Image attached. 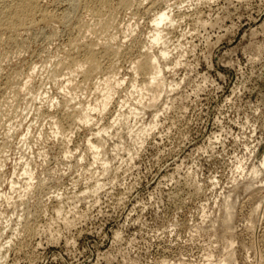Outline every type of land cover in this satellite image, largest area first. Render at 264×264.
I'll return each mask as SVG.
<instances>
[{
    "label": "rangeland",
    "instance_id": "obj_1",
    "mask_svg": "<svg viewBox=\"0 0 264 264\" xmlns=\"http://www.w3.org/2000/svg\"><path fill=\"white\" fill-rule=\"evenodd\" d=\"M70 1L43 0L59 15L72 12L71 24L28 28L13 42L0 36V146L7 143L0 264H227L230 254L231 264H264V189H258L264 171H256L264 160V0H156L149 12L120 11L117 35L111 30L96 45L103 73L113 69L116 79L102 82L105 75L97 74L84 91L71 88L83 80L81 72L58 68L73 39L90 43L98 31L92 14L75 11ZM166 9L173 21L153 41V17ZM80 18L90 28L79 29ZM110 40L114 58L103 55ZM165 46L160 78L170 85L150 107L146 76L136 77L134 61ZM54 68L56 85L49 80ZM65 95L76 97L71 106L90 105L92 122L72 126L73 108L60 104ZM101 136L104 149H91ZM246 182L256 192H246ZM229 200L236 214L232 235L223 239L218 226Z\"/></svg>",
    "mask_w": 264,
    "mask_h": 264
},
{
    "label": "bare ground",
    "instance_id": "obj_2",
    "mask_svg": "<svg viewBox=\"0 0 264 264\" xmlns=\"http://www.w3.org/2000/svg\"><path fill=\"white\" fill-rule=\"evenodd\" d=\"M53 3H64V2H67L68 1V3H69V1L70 0H51ZM157 1H159V0H157ZM168 1V0H167ZM199 1V0H198ZM50 2V1H49ZM71 2V5H72V7H74L75 8V11H76V8H77V10H78V8H83V9H86L87 11H89L91 14H92V17H93V19H94V24L93 23H91L92 25H94V28H93V26L91 27V28H93V29H95L96 28V30L98 31L97 33L98 34H96V36H92L93 37V39H95L94 41H91L92 40V37L89 39L90 40V43H86V42H84L83 40L86 38L85 36H87V35H85V34H83V37H85L84 39L83 38H81V37H76V35H75V39H73L72 40V42H71V46L69 45L68 47H71L70 49H66L65 51L67 52V55H63V56H66L65 57V59L62 61V64H61V68H58V69H61V71L62 70H64V69H62V66H63V68L65 67L66 69H68V71H69V75H71V74H73L74 72H81V74H83V77H82V81L81 80H79L80 81V83L78 84V85H76V83L74 84L73 82V84L75 85V87H73L72 86V84L70 83V81H68L69 83H70V85L72 86H70L71 88H72V90H73V88H75V91H76V89H78L79 87H80V90L82 91V89H83V86H87L88 84H90V82L91 81H94L95 79H93L94 78V76L95 75H99L100 74V76L102 75L101 73H103V71H104V69H103V64H102V62H101V60H100V58L102 57V54H101V57H100V50L99 49H96V45L97 44H99L97 41L99 40L98 38L102 35V36H104L105 34H109V33H112L113 32V29L115 30V29H118V26H119V24H118V22H117V17H119V16H117L118 15V13L120 12V11H122V10H125V9H127V8H131V7H135L136 6V9L137 8H144L145 10L147 9V11L148 10H150V9H152V7L155 5V4H157L158 2H156V0H71L70 1ZM156 2V3H155ZM200 2V1H199ZM168 3V2H167ZM182 4V3H181ZM65 5V4H64ZM156 6V5H155ZM177 6V5H176ZM64 7V6H63ZM67 7H69V6H67ZM71 7V8H72ZM170 7V6H169ZM65 9H66V7H64ZM63 8V9H64ZM70 8V7H69ZM167 8V7H166ZM82 9V10H83ZM54 10H57L56 9V7H55V9H50L48 6H46L45 4H44V2H43V0H0V36L3 34H9L8 35V37H9V39H10V41H15V38H16V35H14V34H17V33H20V32H22L23 33V31L24 30H26V29H28V28H33V27H37V26H44V25H52V26H55L57 23H62V22H65V21H67V22H69V23H65V25H68V24H71V14L70 13H72V12H67L66 10H64L65 12H66V14L64 13V12H62V14H57V13H55L54 12ZM67 10H69V9H67ZM131 10V9H130ZM134 10V9H133ZM139 10V9H138ZM142 10V9H141ZM144 10V12L146 13V11ZM61 11V10H60ZM63 11V10H62ZM74 11V10H73ZM159 11V10H158ZM59 12V11H58ZM78 12V11H77ZM149 12V11H148ZM170 12H171V10H170ZM76 12H74V14H75ZM135 13V12H134ZM133 13V14H134ZM136 13H137V11H136ZM73 14V15H74ZM77 15V14H76ZM156 16H154L153 17V23H154V29H153V27H152V31H154V33L152 34L153 36H152V39H153V41H156V42H159L162 38H163V35L164 36H166L165 34H163L162 35V32H163V28L162 29H160V26L163 24V23H165V22H167V21H169V22H167V23H171L173 20H172V16L170 15V13L169 12H167V9H166V11H159L158 12V14H155ZM84 16V15H83ZM153 16V15H152ZM88 17V16H87ZM76 18V17H75ZM123 18V17H122ZM73 19V18H72ZM78 19V18H77ZM81 19V18H80ZM79 19V20H80ZM83 19H85V18H83ZM90 19H91V17H90ZM93 19H91V20H93ZM174 19V18H173ZM82 20V19H81ZM80 20V22L78 23V26L77 27H80L79 29H83V28H85V25H87L88 23L87 22H84L83 20V22H84V24H83V22ZM89 20V19H88ZM152 20V19H151ZM122 21H123V19H122ZM132 21V20H131ZM120 23H122V22H120ZM129 23V25H130V22H128ZM136 24V23H135ZM166 24V23H165ZM174 24V23H173ZM172 24V25H173ZM64 25V24H63ZM64 25V26H65ZM75 25H76V23H75ZM122 26V25H121ZM120 26V27H121ZM126 26V25H125ZM46 27V26H45ZM60 27V26H59ZM73 27H74V24H73ZM77 27H76V31H77ZM127 27V26H126ZM126 27H125V29H126ZM137 27V26H136ZM162 27V26H161ZM165 27V26H164ZM62 28V27H61ZM88 28H90V23H89V27ZM43 29V28H42ZM78 29V30H79ZM33 30V29H32ZM36 30H37V28L35 29V31L34 32H36ZM56 31H58L59 29H55ZM111 30H112V32H111ZM122 30V29H121ZM127 30H128V28H127ZM28 31H30V30H28ZM39 31H42V30H39ZM83 30H81V31H79V32H82ZM85 31H86V33H88L87 32V29L86 30H84V33H85ZM90 31V30H89ZM116 31V30H115ZM118 31V30H117ZM123 31V30H122ZM151 31V32H152ZM170 31V30H169ZM55 32V31H54ZM74 32V31H73ZM125 32H127V31H125ZM26 33V32H25ZM33 33V32H32ZM83 33V32H82ZM95 33H96V31H95ZM113 33H115V32H113ZM112 33V34H113ZM117 33L118 32H116L115 34L117 35ZM134 33V32H133ZM132 33V34H133ZM167 33V32H166ZM36 34H38V33H36ZM44 34V33H43ZM42 34V35H43ZM47 33H45V35H46ZM53 34V33H52ZM58 34V33H57ZM78 34H80V33H78ZM93 34V33H92ZM114 34V35H115ZM131 34V35H132ZM168 34V33H167ZM85 35V36H84ZM88 35H91V34H88ZM93 35H95V34H93ZM99 35V36H98ZM110 35V34H109ZM114 35H112V36H114ZM134 35V34H133ZM148 35V34H147ZM169 35V34H168ZM6 36V35H5ZM5 36H4V38H5ZM32 36H35V35H32ZM80 36V35H79ZM108 36V35H107ZM1 37H3V36H1ZM36 37V36H35ZM88 37H90V36H88ZM96 37V38H95ZM111 37V36H110ZM110 37H108L109 39H110ZM119 37V36H118ZM37 38V37H36ZM113 38V37H112ZM115 38H117V36H115ZM114 38V39H115ZM27 39V38H26ZM83 39V40H82ZM88 39V38H87ZM125 39H126V37H125ZM165 39H166V37H165ZM6 40H7V37H6ZM102 40V39H101ZM105 41H106V38L104 39ZM104 40H102V43H103V41ZM148 40V39H147ZM5 41V40H4ZM100 41V40H99ZM107 41H108V39H107ZM112 41H113V39H112ZM150 41V40H149ZM139 42V41H138ZM164 42V41H163ZM3 43V41H1L0 40V45H3L2 44ZM18 42H16V44H17ZM101 43V42H100ZM117 44H118V42H116ZM168 43V42H167ZM5 44H7L6 42H5ZM26 44V43H25ZM28 44V43H27ZM120 44V43H119ZM140 44H142V43H140ZM116 45V44H115ZM121 45V44H120ZM133 45H134V43H133ZM145 45V44H144ZM163 45V44H162ZM18 46V45H17ZM117 46V45H116ZM136 46V45H135ZM11 47H13V46H11ZM98 47V46H97ZM104 56L106 55V56H112L111 54H116L117 52H118V50L114 47V45L111 43V40H110V43L109 42H105L104 43ZM122 47V46H121ZM120 47V48H121ZM145 47V46H144ZM163 47V46H162ZM17 48V47H16ZM21 48H23V47H21ZM27 49H28V47H26ZM66 48V47H65ZM100 48V47H99ZM117 48H118V46H117ZM120 48H119V51H120ZM132 48V47H131ZM142 48V47H141ZM166 48V46L162 49L161 48V50L159 49L158 51H154V52H151V51H148L147 50V53L146 52H144V55H143V57L142 58H140V56H138L139 58L138 59H140V60H138L137 59V61L135 60L134 61V69H133V67H132V69L133 70H135V75H136V77H137V74H143V75H145L146 76V78H145V80H144V84H143V88L145 89V90H147L148 92H149V95H150V100H149V106L150 107H154L156 104H157V102L159 101V99H160V97H162L163 95H162V93H164V91L167 89V87H168V85H170V84H166V82L162 79L163 78V75H161L162 76V78H160V74L162 73L163 74V68H162V65H161V63L167 58L166 57V55H167V50L165 49ZM2 50H3V47L1 48ZM14 49V48H13ZM20 49V48H19ZM25 49V48H24ZM126 49V48H125ZM152 49V48H151ZM155 49H156V47H155ZM6 50V49H5ZM22 50V49H21ZM26 50V49H25ZM70 50V51H69ZM103 50V49H102ZM4 51V50H3ZM37 51V50H36ZM64 51V52H65ZM69 51V52H68ZM124 51V50H123ZM127 51V50H126ZM12 52V51H11ZM10 52V53H11ZM16 52V51H15ZM23 52H24V50H23ZM103 52V51H102ZM14 53V52H13ZM21 53V52H20ZM8 54H9V52H8ZM12 54V53H11ZM15 54V53H14ZM22 54V53H21ZM21 54H20V56H21ZM120 54H122V53H120ZM124 54V53H123ZM143 54V53H142ZM16 55V54H15ZM14 55V56H15ZM117 55V54H116ZM115 55V56H116ZM119 55V54H118ZM1 57H2V55H0ZM7 56V55H6ZM18 56V55H17ZM105 56V57H106ZM115 56H112L113 58L115 57ZM142 56V55H141ZM0 57V58H1ZM13 57V56H12ZM117 57V56H116ZM8 58H9V55H8ZM103 58V57H102ZM113 58H112V60H113ZM136 58V57H135ZM7 59V58H6ZM13 59V58H12ZM62 59V58H61ZM104 59V58H103ZM107 59V58H106ZM104 60V63L106 62V61H108V60ZM1 60V59H0ZM7 60H9V59H7ZM111 60V59H110ZM28 61V60H27ZM168 61V60H167ZM5 62V61H4ZM3 62V63H4ZM11 62V61H10ZM24 62V61H23ZM22 62V63H23ZM113 62V61H112ZM107 63V62H106ZM110 63V62H109ZM116 63V62H115ZM5 64V63H4ZM27 64V63H26ZM111 64V63H110ZM114 64V63H113ZM1 65H2V63H1ZM112 65V64H111ZM115 65H117V64H115ZM8 66V65H7ZM32 66H33V64H32ZM114 66V65H113ZM167 66V65H166ZM165 66V67H166ZM25 67V66H24ZM31 67V66H30ZM35 67V66H34ZM34 67H32V68H34ZM105 67V66H104ZM112 67V66H111ZM109 68V69H112V68H116L115 66L114 67H112V68ZM164 67V66H163ZM9 68V67H8ZM12 68V67H11ZM31 68V73H32V69ZM36 68V67H35ZM57 68V67H56ZM56 68H54V70L56 69ZM7 69V68H6ZM5 69V67H4V70H6ZM22 69V68H21ZM58 69H56L55 70V72L53 73V75H50V78H49V80H50V82L52 83V82H54V84L56 85V83H57V81H58ZM8 70V69H7ZM27 70V69H26ZM53 70V71H54ZM165 70V69H164ZM3 71V70H2ZM20 71V69L18 70V72ZM23 70H21L20 71V73L19 74H21V73H23L24 74V72H22ZM34 71H35V69H34ZM9 72H11L10 70L8 71V73ZM17 72V70H15V73ZM28 72V71H27ZM36 72V71H35ZM62 72H64V71H62ZM13 73H14V71H13ZM60 73V72H59ZM133 73V74H134ZM137 73V74H136ZM7 74V73H6ZM19 74H17L16 73V75H19ZM23 74H21V76L23 75ZM30 74V73H29ZM32 74H34V73H32ZM62 73H60L59 74V76H62L61 75ZM67 73H65V76H67L66 75ZM0 75H1V72H0ZM15 75V74H14ZM15 75V76H16ZM103 75H105V77H103L102 79L103 80H101L102 82H104V81H108V80H111L112 78L113 79H116V75H117V72L115 71V70H109L108 72L105 70V73H103ZM134 75V76H135ZM2 76V75H1ZM12 76V75H11ZM34 76V75H33ZM63 76H64V74H63ZM82 76V75H81ZM133 76V77H134ZM4 78H5V76H3ZM2 77V78H3ZM8 78L9 77H7V80H8ZM98 78H99V76H98ZM101 78V77H100ZM14 79V78H13ZM136 79V78H135ZM134 79V80H135ZM5 80V79H4ZM16 80H17V77H16ZM15 80V81H16ZM21 80V79H20ZM24 80H25V78H24ZM70 80V79H69ZM98 80V79H97ZM166 80V79H165ZM6 81V80H5ZM19 80H17V82H18ZM66 81V80H65ZM136 81V80H135ZM135 81H133V82H135ZM7 82H9V80L8 81H6V84H8ZM21 82V81H20ZM24 82V81H23ZM63 82V81H62ZM82 82V83H81ZM100 82V81H99ZM124 82V81H123ZM132 82V83H133ZM4 83V82H3ZM3 83H2V85H3ZM16 83V82H15ZM25 83H27V82H25ZM24 83V84H25ZM43 83V82H42ZM41 83V84H42ZM64 83V82H63ZM93 83V82H92ZM91 83V84H92ZM168 83V82H167ZM1 84V83H0ZM5 83H4V85H6ZM17 84V83H16ZM23 84V83H22ZM23 84V85H24ZM53 84V85H54ZM67 84V83H66ZM118 84H121V80L120 81H118ZM14 85V84H13ZM28 85H29V83H28ZM34 85V84H33ZM83 85V86H82ZM132 85H134V84H132ZM27 86V85H26ZM30 86H31V84H30ZM40 86H42V87H39L38 85H37V92L36 93H38V94H40V90L43 88V85H40ZM63 86H65L64 84H63ZM91 86V85H90ZM172 86V85H171ZM6 87V86H5ZM5 87H3V88H5ZM15 87H17L16 85H15ZM29 87V86H28ZM67 87V86H66ZM78 87V88H77ZM82 87V88H81ZM170 87V86H169ZM175 87V86H174ZM1 88V87H0ZM14 87L12 86V89H11V87H10V89L11 90H14L13 89ZM21 88H23V87H21ZM62 88V87H61ZM65 88V87H64ZM97 88H99L98 86H97ZM142 88V89H143ZM9 89V88H8ZM16 89H18V87L16 88ZM27 89V88H26ZM30 89H31V87H30ZM63 89V88H62ZM65 89H67V88H65ZM91 89V88H90ZM0 90H2V89H0ZM10 90V91H11ZM20 91H22L21 89H19ZM25 90V89H24ZM47 90V89H46ZM85 90H86V88H85ZM98 90V89H97ZM9 91V90H8ZM83 91H84V89H83ZM90 91V90H89ZM4 91H2V93H3ZM13 92V91H12ZM32 92V91H31ZM6 94H8L7 93V90H6V92H5ZM10 94H12L11 92H9ZM41 93H43V92H41ZM167 92H165V94H166ZM15 94V93H14ZM18 95L19 94H21V93H17ZM16 94V95H17ZM41 95V94H40ZM73 95V94H72ZM162 95V96H161ZM20 96V95H19ZM4 97H6V96H4ZM3 97V98H4ZM18 97V96H17ZM70 97V98H69ZM64 96L62 99H63V101H62V99H61V105H63L65 108H66V110H67V108L68 107H71V108H73V109H68L69 111V113H68V118H69V120L71 121V125L73 126V125H78V124H80L81 126L82 125H88L90 122H92V116H91V111H89V109L90 108H88L87 109V107L88 106H90V105H87V107H84L82 104V106H78V107H76V106H71L70 104H74L75 105V103H71V101H73L74 100V98L73 97H75V96ZM71 97L73 98L72 100H71ZM76 98V97H75ZM109 98H111V95L110 94H108V96H106V99L104 98V101H106V102H104V105L103 106H106L107 105V102H108V100H110ZM11 100V99H10ZM18 102H19V100H18ZM160 102V101H159ZM4 103V102H3ZM9 103V102H8ZM63 103V104H62ZM161 103V102H160ZM5 104V103H4ZM54 104V103H53ZM103 104V103H102ZM2 104H0V107H2L1 106ZM5 106H6V104H5ZM148 107V106H147ZM155 107H157V106H155ZM106 108V107H105ZM104 108V109H105ZM97 109V108H96ZM2 110V108L0 109V111ZM60 111V110H59ZM64 111L65 110H63V112L62 111H60L61 113H63L64 114ZM97 111V110H96ZM66 112V111H65ZM4 113V112H3ZM3 113H1L0 112V115H2ZM60 114V113H59ZM66 114V113H65ZM5 115V114H4ZM62 115V114H61ZM60 115V116H61ZM3 116V115H2ZM62 116H64V115H62ZM1 117V116H0ZM4 117V116H3ZM56 117H58V116H56ZM2 118V117H1ZM66 118V117H65ZM68 118H66V119H64V118H60L59 117V119H63L64 121L65 120H67ZM57 119V118H56ZM63 120H62V124H63V127H64V123H63ZM68 120V121H69ZM5 121V120H4ZM57 121V120H56ZM67 121V122H68ZM5 123V122H4ZM54 124L56 125H58L57 127L60 129V131H57L59 134L61 133H64V131L62 132L61 130H63V129H65V128H63L62 127V125H61V123H60V120H59V123L58 122H54ZM68 124V125H67ZM66 125L67 126H70V127H68V129L70 128L71 129V125H69V122L67 123ZM0 125H1V123H0ZM3 121H2V129H3ZM57 127H55V128H57ZM57 128V129H58ZM63 128V129H62ZM67 128V127H66ZM76 128V127H75ZM58 129V130H59ZM77 129H79V127L77 128ZM70 131V130H69ZM72 131V130H71ZM98 132V131H97ZM99 132H102V130H100ZM98 132V133H99ZM26 134V133H25ZM57 134V133H56ZM66 134V133H65ZM68 134V133H67ZM58 135V134H57ZM101 135H102V133H101ZM26 136V135H25ZM24 136V137H25ZM94 136V135H93ZM98 136V135H97ZM100 136V135H99ZM27 137V136H26ZM25 137V139H27ZM64 137V136H63ZM95 137V136H94ZM102 137V136H101ZM64 138H66V135H65V137ZM68 138V137H67ZM96 138V137H95ZM97 142H96V144H94V142L92 143L93 144V146L91 147V149L93 148V149H96V150H99L100 148L102 149H104V145H105V143H104V139H103V137L102 138H98L97 137ZM9 140V139H8ZM8 140H6L7 142H8ZM23 141H24V139H23ZM25 141H27V140H25ZM24 141V142H25ZM88 141H90V139L88 140ZM106 141V140H105ZM10 142H11V140H10ZM92 142V141H91ZM0 143H2V142H0ZM4 143H6L5 141H3V145L1 144V146H0V162H1V159H4V158H1V153L3 152V151H5L6 149H5V147L7 148V143L6 144H4ZM8 144H9V142H8ZM90 144V143H89ZM11 145V144H10ZM10 145H9V147H10ZM106 147V146H105ZM8 150V149H7ZM68 151H69V149H68ZM95 151V150H94ZM7 152V151H6ZM96 152V151H95ZM8 154V153H7ZM6 154V155H7ZM20 154V153H19ZM99 154V153H98ZM5 162V161H4ZM3 162V163H4ZM3 163H2V165H3ZM1 164V163H0ZM27 165V164H26ZM29 165V164H28ZM0 167H1V165H0ZM28 168V167H27ZM30 168V167H29ZM3 169V168H2ZM31 169V168H30ZM27 170V169H26ZM0 171H1V169H0ZM257 172H263L264 171V160H263V162L261 163V169L260 170H256ZM256 171H255V176L254 177H256L257 175H259L260 176V174L261 173H256ZM31 172V171H30ZM25 173H26V171H25ZM3 174V173H2ZM27 174V173H26ZM29 174V173H28ZM33 174V173H32ZM23 175V174H22ZM264 175V174H263ZM5 176V175H4ZM30 176V175H29ZM33 175H31L30 176V178L32 177ZM11 177H13V176H11ZM34 177V176H33ZM2 178H3V176L1 175V172H0V183H1V181H3L2 180ZM29 178V177H28ZM261 178V177H260ZM13 179V178H12ZM31 180V179H30ZM247 180V179H246ZM251 180H252V178H251ZM254 180V179H253ZM256 180V179H255ZM258 180H259V178H258ZM261 180H262V182H264V178H261ZM260 180V181H261ZM5 181V180H4ZM32 181V180H31ZM11 182V181H10ZM39 182H41V181H39ZM252 182V181H251ZM28 183V182H27ZM246 183H250V182H246ZM2 184V183H1ZM12 184H13V181H12ZM253 184V183H252ZM258 184H260V183H258ZM31 185L33 186V183H31ZM246 185V186H245ZM31 186V187H32ZM253 186H255V187H257L256 185H251V183L250 184H245L244 183V187L246 188L245 189V191L246 192H248V191H250V190H253L254 192H256L255 190H254V188H253ZM264 186V185H263ZM28 187V186H27ZM243 187V188H244ZM253 188V189H252ZM28 189H29V187H28ZM258 189L259 190H263L264 188L260 185L259 187H258ZM249 192V196H250V194H252V196H254L255 194H254V192ZM258 191V190H257ZM264 191V190H263ZM245 192V193H246ZM252 196H250L251 198H252ZM264 196V195H263ZM250 197H249V199H250ZM233 198V197H232ZM255 198V197H254ZM253 198V199H254ZM260 198H262V197H260ZM233 200V199H232ZM258 200V199H257ZM259 200H261V199H259ZM37 201V200H36ZM39 201V200H38ZM231 200H229L228 202H229V204H228V206L229 207H227L226 209L227 210H225V212L223 213V216L221 215V217L222 218H220V225L218 226L219 228H220V226H221V237L224 239V236H225V238H226V236H227V234L229 235V234H231L232 235V227H233V221L235 220V209H236V205H235V203H236V201L235 202H230ZM254 201H256V200H254ZM227 202V203H228ZM260 202V201H259ZM227 203H226V205H227ZM262 203V202H261ZM258 205H260V204H258ZM259 207V206H258ZM256 208V207H255ZM261 208V207H260ZM223 209H225V208H223ZM259 209V208H258ZM257 209V210H258ZM256 210V211H257ZM60 211V210H59ZM220 216V215H219ZM216 220H219V218H216ZM217 222V221H216ZM213 223V222H212ZM215 223V222H214ZM219 224V223H218ZM213 225V224H212ZM254 225V224H253ZM256 225V224H255ZM252 226V225H251ZM215 228H216V224H215V226H214ZM254 227V226H253ZM252 227V228H253ZM213 228V227H212ZM219 228H216V229H218L219 230ZM255 228V227H254ZM215 229V230H216ZM219 234V233H218ZM217 234V235H218ZM235 234V233H234ZM219 237H220V235H219ZM230 237V236H229ZM222 238H220V239H222ZM230 240H231V237H230ZM229 240V241H230ZM231 244V243H230ZM254 246V245H253ZM252 246V247H253ZM256 248V247H255ZM253 250V249H252ZM255 251L256 250H259V249H254ZM254 251V252H255ZM257 253V252H256ZM261 253V252H260ZM228 254V253H227ZM233 254V253H232ZM256 255V254H255ZM233 256L230 254V256H229V258H227L228 260L227 261H229L230 263H227V264H231L232 263V261H234L233 259L234 258H232ZM256 257V256H255ZM261 260V259H260ZM264 260V259H263ZM262 264V263H261Z\"/></svg>",
    "mask_w": 264,
    "mask_h": 264
}]
</instances>
